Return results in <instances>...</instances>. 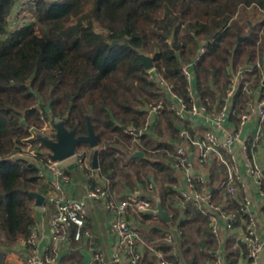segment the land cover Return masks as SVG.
I'll use <instances>...</instances> for the list:
<instances>
[{
  "label": "trees",
  "instance_id": "16d2710c",
  "mask_svg": "<svg viewBox=\"0 0 264 264\" xmlns=\"http://www.w3.org/2000/svg\"><path fill=\"white\" fill-rule=\"evenodd\" d=\"M18 1L0 0V264L31 232L36 220L33 192L46 190L34 163L11 156L26 141L38 144L32 130H41L51 116L64 119L68 129L76 127L77 135L87 133L90 117L99 135L97 172L111 178L113 189L135 180L152 182L154 190L161 184L155 195L171 220L140 216L141 264H158L156 252L173 264H212L220 241L209 213L193 204L181 213L174 205L171 185L176 179L168 151L178 139L180 122L165 101L154 135L124 129L141 130L146 114L141 107L164 97L149 80L142 54L184 94L181 65L192 62L203 45L193 68L200 98L212 106L216 91H225L233 73L264 55V0H34L28 5L31 19L12 26ZM249 79L258 88L262 74L255 69ZM249 98L240 88L234 118ZM136 150L143 157H132ZM213 171L224 177L215 184L211 176L212 200L227 202L223 208L235 214V225L246 217L240 198L225 191L223 165L217 163ZM223 247L225 264H235L239 248L234 240L228 238ZM74 248L67 263L82 264L86 243L79 240Z\"/></svg>",
  "mask_w": 264,
  "mask_h": 264
},
{
  "label": "built area",
  "instance_id": "2783aa9c",
  "mask_svg": "<svg viewBox=\"0 0 264 264\" xmlns=\"http://www.w3.org/2000/svg\"><path fill=\"white\" fill-rule=\"evenodd\" d=\"M33 1H21L23 3L17 6V14L21 16L24 12H28V5ZM14 14L15 8L12 16ZM28 20L23 17L21 19L13 18L11 23L12 26H22ZM204 51L205 48L201 45L194 60L181 65V72L185 78L184 94L177 92L173 85L154 67L148 69L149 80L156 84L164 97L157 102L145 103L141 107L146 114L142 128L138 130V133L131 128L124 129V131L132 135L142 133L154 135L157 131L160 112L166 101L180 122L178 139L168 151L172 158L171 176L176 179L171 185L176 191L174 205L181 213L185 206L190 204L196 205L202 212L209 213L212 231L218 235L221 226L232 227V219L235 214L228 213L223 208L227 202L217 205L212 200L211 193L197 189L199 185H204L205 176L196 168L195 163L204 164L216 161L223 165L225 180L222 185L229 197H236L238 189L245 185L242 181L241 170L243 162L246 163L255 188L260 191L264 189V168L256 161V147L264 137V98L261 97V94L264 93V55L261 59L246 62L233 73L225 91L217 90L216 102L209 106L200 98L193 68ZM255 69L262 74L261 84L258 88L251 86V79H249V75ZM240 88L248 93L250 98L246 102L244 110L236 114L239 124L241 126L253 122L252 129H248L242 137L240 126L237 127L231 122L235 97ZM38 109L42 114L41 108L38 107ZM41 118L44 119V116L41 115ZM44 122L51 126V136L47 137H52L54 128L51 118L44 119ZM185 123L188 126L197 127L199 131L192 132L184 125ZM37 134V131L32 130L31 137H36ZM29 142L26 141V144L32 159L27 160L36 165L37 176L46 188L42 193L45 196L43 204L41 206L34 205V207L41 209V214L46 213L42 220H46L49 230L47 233L43 232L42 228L37 225L38 223L36 224L39 222L36 218L29 236L19 241L25 252L22 264H61L56 248L60 244L69 242V245L72 246H69L68 249L72 250L73 244L88 234L85 231V224L87 220L86 205L89 201L101 203L108 212V228L112 237L113 249L112 261L124 264H141L143 245L140 241V232L129 221L128 212L131 209L139 216L148 214L153 219L157 218V208L153 196L143 194L140 188L118 196L111 187V178L99 174L97 169L92 167L91 159H88L86 154L75 150L71 157L63 161L53 160L49 156L48 149L47 151L43 150L44 146L42 147L39 141L38 148L31 147ZM16 154L11 158H16ZM71 163L75 164L82 175L84 191L80 197H75L71 193L75 186L70 169L67 168V165ZM153 188L152 182L147 184L148 190ZM239 201L240 210L246 215L243 219L244 229L241 240L244 246V257L241 264H258L259 256L264 249V236L257 224L253 210L254 202L252 197L247 194L243 195ZM171 237V233H166L168 240ZM224 254L222 246L218 247L212 253V264H225ZM90 255L91 263L109 264V260L97 246L91 248ZM156 259L158 264H173V262L163 259L159 252H156Z\"/></svg>",
  "mask_w": 264,
  "mask_h": 264
},
{
  "label": "crops",
  "instance_id": "0c3cea01",
  "mask_svg": "<svg viewBox=\"0 0 264 264\" xmlns=\"http://www.w3.org/2000/svg\"><path fill=\"white\" fill-rule=\"evenodd\" d=\"M232 115L231 117V122L237 125V127L240 126L239 124V119L237 116ZM253 122H248L245 125L240 126V134L241 137L245 134V132L248 129H252ZM194 132L199 131L197 127L195 126H190ZM92 159V158H91ZM256 161L259 165H261L264 168V137L259 143V145L256 147ZM216 161H211L208 163L200 164L198 162L195 163L196 168L203 173L205 176V182H204V192L206 193H211L213 190L214 185L211 183V176L213 175L215 177L214 183L217 184L222 178L224 177L222 173L219 171H213L211 172V169L214 168V165H216ZM241 170H242V181L245 183L243 188H239L236 194V197L240 198L247 194L252 197L254 205H253V210L257 218V224L258 227L264 236V189L263 190H257L254 186L253 180L248 172V169L246 167V163L243 162L241 164ZM71 175L73 176V179L75 181V186L72 188L71 193L75 197H80L84 191L83 186H82V175L80 174L79 170H77L76 166H74L72 169H70ZM133 178H135V174H133ZM138 181L133 182V186H130L128 184H124L123 188L119 190V192H116L115 189V194L118 196L120 194H125L133 190H137L140 188V191L143 194H150L153 196L154 201H155V195L152 191H154V188L152 190H148L145 187L147 185H143L140 183H137ZM182 182V180H181ZM140 184V185H139ZM145 186V187H144ZM144 188V189H143ZM224 199H226L224 197ZM156 205V202H155ZM87 209V220L85 224V231L88 233L87 235H84L81 240H83L86 243V249L89 253L91 248L94 246H97L101 249V251L104 253L105 257L107 260H109V264H124L123 262H113L112 261V254H113V249H112V237L109 232L108 228V212L103 208L102 204L96 201H89L86 205ZM41 209L36 208L35 213H36V218H38L36 222L37 225L42 228L43 232L47 233L49 230L48 223L46 220H42V217L46 215V213L41 214ZM102 216L103 219L100 221L95 220L96 216ZM139 218L140 216L137 215L133 210H129L128 212V219L129 221L136 226L137 228L139 227ZM35 224V225H36ZM244 229V222L243 219L240 218L239 222H237L235 225L232 224V227L230 228H225L221 226L220 232H219V241H220V246H222L224 250V245L225 241L228 238H231L234 240V244L239 248V256L237 259V262L235 264H241L243 257H244V246L242 244V233ZM44 238L42 239V241ZM70 243H63L60 244L56 248V253L58 254V260L59 263L61 264H68L67 263V258H69L72 255L74 248V244L72 247V250L68 249ZM72 244V243H71ZM241 244V245H239ZM69 250V251H68ZM83 250V249H82ZM24 247L22 246L21 242L17 243L11 251L6 255L5 258V264H22L23 260V255H24ZM225 253V252H224ZM89 264H95L91 263L89 261ZM258 264H264V249L261 252L259 259H258Z\"/></svg>",
  "mask_w": 264,
  "mask_h": 264
},
{
  "label": "water",
  "instance_id": "95a60500",
  "mask_svg": "<svg viewBox=\"0 0 264 264\" xmlns=\"http://www.w3.org/2000/svg\"><path fill=\"white\" fill-rule=\"evenodd\" d=\"M244 37H240L239 39H243ZM143 64L145 68L148 70L154 67L152 58L149 55L142 54L141 55ZM264 83V80H263ZM51 122L54 128L53 136L47 137L42 134H37L36 138L40 142L42 146L48 149L49 156L53 160L63 161L69 157H71L80 144H88L90 148L94 149L91 159V165L94 169H97L99 166L98 163V145H99V135L94 131L93 125L91 123L90 117H87V133L82 135L76 134V127L68 129L65 126L64 119H56L54 116H51ZM138 133V131H136ZM144 152L141 150H136L132 154L134 158L143 157ZM75 166L74 163L68 164L67 168L72 169ZM36 206H41L45 200V196L40 192H33ZM157 214L164 218L166 221L171 220V215L163 208L161 204V199L159 196L155 197ZM82 253L84 255L82 264H89L91 259L90 253L83 249Z\"/></svg>",
  "mask_w": 264,
  "mask_h": 264
},
{
  "label": "rangeland",
  "instance_id": "374dc122",
  "mask_svg": "<svg viewBox=\"0 0 264 264\" xmlns=\"http://www.w3.org/2000/svg\"><path fill=\"white\" fill-rule=\"evenodd\" d=\"M21 1H23V0H19L18 2H17V4H16V6L14 7L15 8V14H17L18 12H16L17 11V6L21 3ZM23 3V2H22ZM21 3V4H22ZM14 10V9H13ZM14 14V16H11V18L10 19H13V18H16V19H21L22 17L23 18H25L26 20H28V19H31V14H30V12H29V10H28V12H24L23 14H21V16H19L20 14H17V15H15ZM19 17V18H18ZM98 30V29H97ZM51 118V117H50ZM45 128V129H44ZM44 129V130H43ZM51 126L47 123V122H44L43 123V125H42V128H41V130H37V133H41L42 132V134L43 135H45V136H51ZM29 144L31 145V147H37L38 148V144H34V143H32V142H29ZM43 147V146H42ZM98 148V147H97ZM29 150V147H28V145L27 144H24L23 145V147L21 148V151L18 153V154H16L17 156H15V157H23L24 159H32L31 158V153H30V151H28ZM43 150H46L47 151V148H45V147H43ZM76 151L77 152H81V153H84V154H86L87 155V157H88V159L90 158V157H92L91 156V152L92 151H94V150H92V148H90V147H88L87 145H79L77 148H76ZM132 176H133V174H132ZM142 178H144V177H142ZM136 181H138V180H135V182ZM137 183H140L139 181L137 182ZM140 184H143V182L142 183H140ZM144 185H147V184H144ZM156 185V188H155V190L154 191H152L153 193H154V195L156 194V192L158 191V187H160L161 186V184L158 182V183H156L155 184ZM130 186H133V184L132 185H130ZM145 187V186H144ZM146 189H147V186L145 187ZM115 189V191L116 192H119V190H118V187H115L114 188ZM144 189V188H143ZM155 196H158V195H155ZM34 203H35V201H34Z\"/></svg>",
  "mask_w": 264,
  "mask_h": 264
}]
</instances>
